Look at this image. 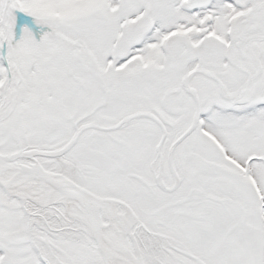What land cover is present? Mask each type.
<instances>
[{"label":"snow or ice","instance_id":"obj_1","mask_svg":"<svg viewBox=\"0 0 264 264\" xmlns=\"http://www.w3.org/2000/svg\"><path fill=\"white\" fill-rule=\"evenodd\" d=\"M0 264H264V0H0Z\"/></svg>","mask_w":264,"mask_h":264}]
</instances>
